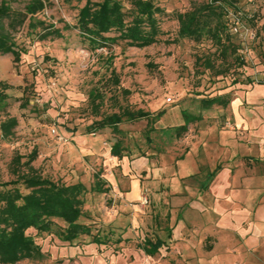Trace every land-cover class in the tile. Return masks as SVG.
<instances>
[{
	"label": "rangeland",
	"instance_id": "374dc122",
	"mask_svg": "<svg viewBox=\"0 0 264 264\" xmlns=\"http://www.w3.org/2000/svg\"><path fill=\"white\" fill-rule=\"evenodd\" d=\"M30 1L10 6L22 11ZM43 1L45 8L12 35L22 52L20 62L0 55V90L8 87L0 124L16 120L10 136L3 138L0 131V191L17 187L26 192L10 183L15 169H25L15 158L24 163L35 152L30 166L38 175L85 187L79 223L89 234L63 243L59 235L66 224L52 219L47 233L27 231L44 258L17 264H210L216 239L203 238L205 253L189 260L174 222L178 213H187L186 201L198 202L193 185L213 169L200 168L179 184V160L192 154L198 160L206 146L222 168L231 163L229 180L238 173L246 176V169H234L237 162L264 166V0L225 5L226 35L235 51L225 59L210 38L177 39V15L207 0H155L161 34L144 48L130 46L118 31L102 35L106 40L83 35L77 19L87 0ZM116 1L128 24L134 15L131 0ZM43 33L49 35L41 38ZM205 59L214 69L206 68ZM212 97L227 104L203 108L201 99ZM125 110L148 116L122 118L119 132L93 129ZM241 119L256 125L246 126ZM115 144L120 157L111 155ZM253 171L264 184V169ZM263 253L264 244L251 259L236 257L233 264H264Z\"/></svg>",
	"mask_w": 264,
	"mask_h": 264
},
{
	"label": "trees",
	"instance_id": "16d2710c",
	"mask_svg": "<svg viewBox=\"0 0 264 264\" xmlns=\"http://www.w3.org/2000/svg\"><path fill=\"white\" fill-rule=\"evenodd\" d=\"M20 1L2 0L0 2V55H11L15 64L20 62L22 52L17 49L12 39L13 33L45 8L43 0L30 1L22 11L11 8V3ZM154 1L131 0L134 15L131 22L127 24L118 1L102 0L92 3L87 0L78 12L77 26L83 35L106 40L102 35L118 31L119 37L128 40L130 46L148 47L156 44L161 34L155 18V14H158L160 9ZM231 2L230 0H207L177 15V39L199 42L205 37L210 38L220 46L218 57L227 58L228 53L235 52L226 35L227 24L224 21L225 5L235 7V2ZM48 35L49 33H43L41 38H46ZM56 35L59 36L57 31ZM223 39L226 42H223ZM204 62L206 68L214 69L212 61L205 59ZM1 86L0 110H3L7 106L4 90L8 87ZM200 102L206 109L213 105L227 104V100L222 97L203 98ZM159 115L160 113L157 116ZM147 116L148 114L143 111L125 110L121 115L105 118L93 129L111 128L113 132H119L118 125L122 122V118L126 121H134ZM183 116L191 115L185 113ZM15 126L14 118L2 122L0 124L2 137L10 136ZM35 155L36 153L32 152L24 163H20L21 157L15 158V163L18 166H24L25 169L22 172L15 169L16 179L10 183L15 186L22 185L26 192L23 193L17 187L0 191V264H17L24 260L44 258L40 246L27 234V231L33 229L37 233H47L53 224L52 219L61 220L66 224V228L59 235L63 243L71 244L79 236L89 234L88 227L79 223L83 214L82 195L85 193V187L81 183L64 185L41 177L30 166ZM111 155L120 157L117 144L111 148ZM94 190L102 192L98 186H95ZM93 242L98 241L94 239ZM157 245L151 246L153 252L157 251Z\"/></svg>",
	"mask_w": 264,
	"mask_h": 264
},
{
	"label": "crops",
	"instance_id": "0c3cea01",
	"mask_svg": "<svg viewBox=\"0 0 264 264\" xmlns=\"http://www.w3.org/2000/svg\"><path fill=\"white\" fill-rule=\"evenodd\" d=\"M241 122L246 126L256 125L255 122L249 123L242 119ZM196 157V154H192L180 158L182 166L177 171L179 184V180L194 176L200 168L213 170L207 173L201 183L193 185L197 190L198 202L186 201L187 213H178L174 222L175 237L182 253L187 259L195 260L201 253H205L200 247L203 238L212 235L216 239V247L212 250L213 258L209 256L212 258L210 264H233V259L245 255L251 259L264 244V184L253 173V169H264V166H255L252 161L246 165L237 162L234 169H241L243 173L242 169H246V176L238 173L229 180L227 172L232 169L231 163L227 162L222 168L206 146L198 160ZM135 187L133 183V195L136 194ZM197 206L201 209H197ZM181 232L186 233L182 241ZM232 246L236 247L235 251L231 250ZM250 264L262 263L255 261Z\"/></svg>",
	"mask_w": 264,
	"mask_h": 264
}]
</instances>
